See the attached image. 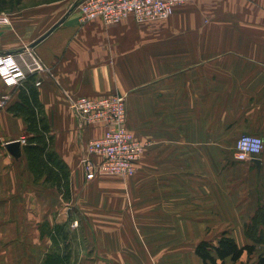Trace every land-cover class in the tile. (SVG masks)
<instances>
[{"label":"crops","instance_id":"0c3cea01","mask_svg":"<svg viewBox=\"0 0 264 264\" xmlns=\"http://www.w3.org/2000/svg\"><path fill=\"white\" fill-rule=\"evenodd\" d=\"M79 1L0 22V55L27 47L43 65L0 77V264H84V240L99 264H204L195 245L223 233L255 245L235 264H258L245 223L264 205V148L245 161L233 151L243 133L264 140V0H192L144 23L82 22ZM110 94L125 95L145 148L131 177L87 180L80 156L101 129L68 97Z\"/></svg>","mask_w":264,"mask_h":264},{"label":"built area","instance_id":"2783aa9c","mask_svg":"<svg viewBox=\"0 0 264 264\" xmlns=\"http://www.w3.org/2000/svg\"><path fill=\"white\" fill-rule=\"evenodd\" d=\"M192 0H80L77 4L80 21L100 19L117 23L132 16L135 22L168 18L175 6ZM0 22L8 23L6 13ZM24 50V49H23ZM43 65L30 48L12 55H0V77L7 85L18 83L29 73L42 70ZM6 96L0 100L5 103ZM70 108L82 126L100 127V133L89 139L83 147L80 163L87 180L103 175H133L145 143L128 128L125 95L110 94L98 98L70 99ZM24 143V138L20 139ZM264 140L260 135L243 133L234 143V159L245 161L262 153ZM77 221L73 222L76 225Z\"/></svg>","mask_w":264,"mask_h":264},{"label":"trees","instance_id":"16d2710c","mask_svg":"<svg viewBox=\"0 0 264 264\" xmlns=\"http://www.w3.org/2000/svg\"><path fill=\"white\" fill-rule=\"evenodd\" d=\"M245 234L256 243H264V205H260L249 221L245 223ZM254 249V244L238 246L232 237L224 233L217 239L216 243L201 240L195 245V253L204 264H225L224 259L227 257L230 258V264H235L243 252L252 253ZM258 264H264L263 255H259Z\"/></svg>","mask_w":264,"mask_h":264},{"label":"rangeland","instance_id":"374dc122","mask_svg":"<svg viewBox=\"0 0 264 264\" xmlns=\"http://www.w3.org/2000/svg\"><path fill=\"white\" fill-rule=\"evenodd\" d=\"M41 1H45V0H0V14L1 13H8V12L10 13L11 11L18 10L19 8H22L28 4L38 3ZM103 176L104 177H117L120 179H126V178L131 177L132 175H128V176L103 175ZM92 242L90 240H84V244H85L84 255H83V257H81L82 259L84 258V264H99V262H101L102 259L106 258L104 256L100 257L94 253ZM261 244L262 245H260V247H261L260 249L262 251V255L264 256V243L262 242ZM90 249H92V250H90ZM69 258H70V260H72V258L74 260H76V258L74 256H70ZM159 258H161V257H158V256L149 257V263H152V264L157 263V262H159Z\"/></svg>","mask_w":264,"mask_h":264},{"label":"water","instance_id":"95a60500","mask_svg":"<svg viewBox=\"0 0 264 264\" xmlns=\"http://www.w3.org/2000/svg\"><path fill=\"white\" fill-rule=\"evenodd\" d=\"M36 43V42H35ZM33 43L32 46L35 44ZM7 148L11 151V153L15 156H19V141H12L7 144ZM256 165L259 167L260 161L258 158L253 159Z\"/></svg>","mask_w":264,"mask_h":264}]
</instances>
